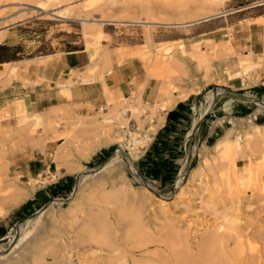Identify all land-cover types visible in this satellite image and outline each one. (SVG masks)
Returning a JSON list of instances; mask_svg holds the SVG:
<instances>
[{
    "label": "rangeland",
    "instance_id": "rangeland-1",
    "mask_svg": "<svg viewBox=\"0 0 264 264\" xmlns=\"http://www.w3.org/2000/svg\"><path fill=\"white\" fill-rule=\"evenodd\" d=\"M36 1L14 0L11 2H0V34L4 35L3 40L9 36L14 39L15 35L23 34L24 38L29 40L41 41L42 45L40 48L45 52L51 49L50 42L52 45H55L56 38L58 37L81 38L85 41L87 49L91 51L94 48L96 49L95 57H97L92 62V70L95 73L92 80H94L101 77L103 72V57L108 49V45L102 46V41L106 40L108 44L112 41L107 36L101 38L99 41L96 40V31L99 28L102 29L104 25L105 30L116 31L117 34L113 42L124 41L142 44L139 46V49H141L140 53L142 54H140V57L143 62L151 64V68L154 67L153 72L159 75L160 79H168L172 82V85H174V81L179 84L174 85L176 86L175 90H181L182 88L190 89L191 87L193 89L199 88V94L195 97V106L190 121L197 119L200 114L205 112L211 96L210 92L215 86L226 85L227 79L230 81V84L234 85H237V81H242L244 89L235 92H241L260 102H264V93L256 94L250 92L253 89V85H259L260 82L264 81V66H261L259 69L256 68L257 70L254 68L255 70L253 71L243 66L246 71L245 73L236 63L234 71L225 70V78L215 70L212 60L218 61L234 56L230 47L227 48L229 52H226L220 49V47L214 46L209 50L208 56H205L204 59L206 60L203 61V64L193 54L185 52L184 47L180 48L181 42L158 43L163 33H169L170 24H165L164 22H185V24H192L213 16L223 7L237 9V6H242L243 4L249 5L256 0H53L51 2V10L49 9L45 14H42L41 10L35 8ZM229 2L230 5L226 6ZM208 14V17L200 18ZM192 15H197V19L191 21L192 19L189 16ZM187 16L188 18H186ZM84 18L89 19L91 22L84 21ZM96 19H103L105 21L102 25H99L95 22L93 23V20ZM66 22L69 25H66ZM59 24L62 25L60 26ZM66 31H73L74 33L68 34ZM172 35L178 36V32H174ZM251 54L247 53L248 56ZM191 57H194V59ZM236 59L239 61L240 58ZM182 81L184 83H180ZM231 89L234 90L233 87ZM228 98L236 99L235 103L239 105V108L230 113L225 122H221L222 116L220 113H223L221 110L222 104ZM124 99L128 100L131 104L135 103L131 98ZM239 100L240 98L236 96L217 91L214 105L202 122L194 143H191V138L188 136L186 143L180 144L179 156L176 158L179 170L173 181L165 185H161L158 181L139 172L138 161L143 157V152L149 149L150 138L147 139L146 145L141 149L142 153L140 156L133 161L135 170H130L125 165L122 155L118 153L120 157L119 165L111 168L112 171L105 169L106 171L103 170L98 173L94 171L95 175L79 174L80 172L77 169L86 172L99 168L120 145L119 140H112L109 144L112 146V149L102 160H94L91 157L83 161L79 158L78 150L81 146L90 144L95 138L108 133V129L106 128L107 123L97 128H95L97 125L92 124L94 119L100 118L102 114H100L99 108L93 115L87 117L76 116L69 110L56 108L49 115L44 117L41 115L39 124L34 125L24 124L26 120V114H24L19 118L17 124L22 128H26L28 133L33 136H36L38 128H41L44 135L47 131H55L57 129V132L54 134V138H58L54 156L56 171L60 165L72 166V168L74 167V171L72 173L64 172V174L73 176V186L78 180L82 183L79 182L78 192L72 201H65L69 198L71 190L66 196L44 200L29 215L21 217L16 222L14 220V224L8 228L5 238L0 240L1 251L8 250V255L4 259H0V264H35L40 261L46 264L47 262L48 264H53L54 254V258L52 254H49L45 255L44 260L38 259L31 252L34 250L33 247L36 244H42L49 251L54 244L57 229L64 235L68 234L67 236L71 238L75 236L74 234L79 235L77 231L80 230V227L84 223L93 226V223L99 224L104 219L105 221L107 220V223L104 221L102 224L100 223V228H97L98 224L94 225L93 228L96 227V231L104 228L103 234L106 233V235H102V233L99 235L98 230L95 240L99 241V244L97 245V243L92 242L91 245L104 248L107 240L111 237L109 241L115 242L114 244L118 243V247L121 246L120 250L124 251L126 248L122 244L124 240L123 234L130 232L131 229L127 225L129 223V216L138 209L142 212L145 235L148 237L150 243L148 246L146 245V248H143L144 251L134 252L133 255L137 259L140 256V259L144 258V256L146 257L148 254L147 257H150V261L151 259L152 261L146 264L164 263H162V258L171 253L169 242L172 237L170 234H173L175 231L181 234L183 242L178 247L177 245L179 244H177L176 248L189 255H196L198 253L200 250L199 246H201L202 241L208 235L216 233L224 235L227 233V229L232 228V226L240 227L241 229L246 228L249 231L252 230L254 234L261 231L257 235L259 237L257 245H260L259 250L264 253V250H262L264 249L262 247L264 246V239H262L264 238V224L258 226V220H264V211H261L264 200H261L259 196H254L249 189L242 191L241 194L235 193L234 184L235 170L241 178L253 176L252 178L254 179L262 177V180H264V144L256 141L250 144L249 138L252 136L248 135V133L254 131L255 125L260 124V121H264L258 119V115H264V108L252 101L242 104L238 102ZM117 102L120 103V99H114L113 102H110L113 104L109 107H119L120 104ZM106 104L107 100L105 105L101 107L106 106ZM245 107H249L251 110L249 114L243 116L242 113L246 109ZM155 108L156 105L151 108L149 105L138 102V109L142 112L141 126L144 123V129L149 128L152 111ZM257 109L261 111L257 112ZM256 115L257 119L254 118ZM80 118L90 122L88 128H92V131L88 128L89 131L83 130L84 128L82 127L84 125L79 124ZM128 118L129 129L137 133L140 138L145 137L146 134H144L143 130L139 129L138 125L140 122L130 115ZM215 124H221L222 132H219V135L214 137L215 139H211L209 140L210 143H207L204 141L203 136L208 131V128ZM261 125H264V123H261ZM229 129L231 130L232 139L238 137V142L240 143V151L233 165L231 163L232 160L231 162L228 160L233 155L229 149L226 152L230 151V153H225L224 151L217 153L214 149H211V146ZM5 136L10 137V134H6ZM56 158H59L60 161L57 162ZM203 160L205 161L204 164ZM1 166L2 161L0 160V168ZM1 175L2 173L0 172ZM179 176H182V179L178 185V181L176 180ZM41 177L45 178L46 175H42ZM144 183L154 187L155 190H150V193H148L145 191ZM102 184L104 185L101 186ZM153 192L162 196V198L155 197ZM101 196L102 198H100ZM105 196L108 200H106ZM55 199L63 201L55 202ZM111 199L112 203L110 202ZM107 202L110 203L108 204ZM47 204L49 206L39 222L34 227L27 225L26 219ZM101 210L105 212L103 211V213ZM10 213L3 219H0V221L5 220L9 215L11 217ZM94 217L96 220H94ZM97 217L99 218L97 219ZM103 223L109 226L107 225V227ZM18 224H21L19 238L23 236L25 238L22 239L15 249L11 248V244ZM121 238L123 239L121 240ZM250 241L249 245L253 243L252 240ZM96 246L92 248L98 250ZM146 249L149 251H146ZM75 250L77 251V249H73V251ZM44 252L45 254L47 253L46 249ZM62 253L58 255H61L62 259H64V264H68L70 259H65L66 254L64 253L63 255ZM140 253H144V255H140ZM83 254L85 255H74L73 257L76 256V258H71V260L77 263V258L82 259L83 256L86 261H88L87 257L91 259V256L87 252ZM25 255L29 256L26 257ZM157 258L159 259L157 261L160 263L156 261Z\"/></svg>",
    "mask_w": 264,
    "mask_h": 264
},
{
    "label": "crops",
    "instance_id": "crops-1",
    "mask_svg": "<svg viewBox=\"0 0 264 264\" xmlns=\"http://www.w3.org/2000/svg\"><path fill=\"white\" fill-rule=\"evenodd\" d=\"M11 1L14 0H0V2ZM227 5H230V2ZM237 7V9L223 7L213 16L192 24L169 25V33H163L158 43L181 42L185 52L194 56L198 55L197 53L208 56L209 50L214 46L226 52H229L227 48L230 47L234 56L218 61L212 60L215 70L225 78V70L234 71L237 63V66L245 71L246 67L240 66L236 58H244L247 53L264 57V0H256L249 5L243 4ZM65 24L69 25L67 22ZM102 30L112 41L109 44L106 40L102 41V46L108 45V49L106 62L103 59L102 63L101 77L82 83L80 77L74 78L72 79L74 85L67 84L72 73L85 74L91 64V50L86 48L83 39L69 36L58 37L55 45L50 42L51 49L45 52L40 48L41 41L29 40L24 38L23 34L15 35L14 39L9 36L0 42V160L2 161L0 172L4 176L17 179L20 184L26 185L30 179L42 175L48 177L49 174L56 172L54 156L58 138H54V134L57 129L47 131L44 135L41 128H38L36 136H33L26 128L17 124L24 114L35 113L44 117L56 108H63L76 116H91L98 108L105 105L108 93L115 100L131 98L134 102L144 103L151 108L155 105L160 106L164 120L152 136L150 146L158 132L164 130L168 123L170 151L175 154L170 161L178 167L176 158L179 156L180 144L186 143L188 136L191 138V143H194L202 125L201 123L195 132L192 131V134H189L195 120L190 121L195 106L194 101L199 92L191 93L184 99H177L169 106L167 99L160 96L163 79L153 72L154 67L151 68V64L144 63L140 57L142 53L139 46L142 44L124 41L115 43L113 40L117 34L116 31H107L104 25ZM174 32H178V36L172 35ZM122 48L136 51L138 55L132 59H126L125 55H121ZM124 58L126 60H123ZM170 79L173 80L172 77ZM237 82V85L230 84L227 79V84L220 86L218 91L236 96L233 91L244 89L242 81ZM174 85L179 84L174 81ZM252 88L250 91L252 93H264V81L259 85H253ZM180 93L181 90H175L172 96L176 98ZM238 98H240L238 102L242 104L250 102V100ZM235 100L228 98L223 102L221 109L223 113H220L221 122H225L229 114L239 108ZM245 108L243 116L249 114L251 110L249 107ZM173 111L175 115H172L168 121V114ZM258 116V119L264 120V115ZM254 118L257 119V115ZM261 123L264 121H260ZM172 126L175 127L173 132H171ZM219 132H222L221 124L211 125L203 136L204 141L210 143L209 140L215 139ZM6 134H10V137H6ZM111 149L110 145L103 147L92 155V158L102 160ZM149 149L143 152V157ZM163 157L168 158L169 153L164 154ZM67 177L73 176L63 174L56 181L37 188L24 203L11 210V213L9 212L11 217L9 215L5 220L0 221V228L6 231L0 234V240L5 238L11 221L16 219L13 216L17 211L23 208L19 216H27L28 212L31 213L32 210L37 209L44 200L51 198V187L65 183Z\"/></svg>",
    "mask_w": 264,
    "mask_h": 264
},
{
    "label": "bare ground",
    "instance_id": "bare-ground-1",
    "mask_svg": "<svg viewBox=\"0 0 264 264\" xmlns=\"http://www.w3.org/2000/svg\"><path fill=\"white\" fill-rule=\"evenodd\" d=\"M52 1L53 0H37L35 8L41 10L42 14H45V13H47V11L52 6L51 5ZM209 14L207 16L205 15V16L200 17V18H206L209 16ZM186 18H188V16ZM189 18L192 19L191 21L196 20L197 15L189 16ZM182 19H184V18H182ZM84 21L91 22L89 19H86V18H84ZM104 21L105 20H103V19H96V20H93V23L95 22L99 25H102ZM164 23L170 24V25H183V24H185V22H178V23H166V22H164ZM164 23H162V24H164ZM96 32H97L96 33V40L97 41H99L101 38L106 36L101 28H99L98 31H96ZM3 38H4V35L0 34V42L3 40ZM87 41H88V39H87ZM179 47L183 48L182 45H180ZM120 51H121V55L122 56L125 55L126 59H128V58L132 59L138 55V52L129 50L127 48H124V49L122 48ZM197 52H199V51H197ZM97 54H98V52H97ZM197 54L198 55H195V57L198 58V60H200L203 63V61L206 60V59H204L205 56L201 53L200 54L197 53ZM95 55H96V49L94 48L91 51V60H90L91 64H89L90 66L86 69L87 70L86 73L85 74L82 73L83 75L73 73L71 75V78L67 81L68 85H72L74 83L72 80L74 78L77 79L80 77L79 79L81 80V83L91 81L93 79L92 77L95 75V73L92 70V68H93L92 62L95 61V58L97 57V56L95 57ZM103 58L105 59V62H106V59H107L106 53L104 54ZM126 59L124 58L123 60H126ZM192 59H194V57ZM109 61H110V59H109ZM239 64H240V66H244L246 68H249L251 71H253L256 68H258L259 66H261V64H264V57L255 55L253 53L250 56H248L246 54L244 56V58L239 59ZM76 82L77 81H75V83ZM161 83H162L161 84L162 86L160 88V96H161V98L167 99V101L169 102V106H171L170 105L171 102H174L177 99H184L189 94H191L193 92H195V93L198 92V89H199L197 87H196V89H193L192 87L190 89H184L183 88V89H181L180 95L178 97L174 98L172 96V92L175 91L176 86L172 85V82H170V80H168V79L163 80V82H161ZM217 91H218L217 86H215L213 88V90L210 92L211 96H210V99L208 102L207 111L205 110L206 113L204 112V113L200 114V116L193 121L191 129L189 131V134H191L192 131L195 132V130L199 127L200 123L203 121L205 115H207V113L211 110V108L214 104L215 95H216ZM106 98H107L106 106L99 108L100 114L102 113L100 118H98L96 120L94 119L92 124L97 125V126H95V128H97L98 126H103L104 124L106 125V123H107L106 128L108 129V133L106 135L95 138L92 141V143H90V144H85V145L81 146L78 150L79 151V158L83 161L90 159L92 157V155H94L99 149L108 146L112 142V140L113 141L119 140V142H120L119 148H116L110 154V156L99 166V168L94 169V170H88L86 172L83 170L77 169L80 172L79 174L85 173V174L93 175L94 171H96L98 173V172H101L105 169H108V170L110 169V171H112L111 168H113V167L115 168V166L119 165L120 157L118 156V153H120L122 155V157L124 158L125 165H127V167L130 170H132V171L135 170L134 169L135 167L133 166V161L135 159H137L140 156V154L142 153L141 149L146 145L145 143H146L147 139H149V138L151 139V137L155 134L158 126H160L159 124L163 123L162 120H164V119H163L162 113L160 112L161 111V109L159 108L160 106H158V105H156V108L153 109V111H152V118L150 119L149 128L144 129L143 128L144 123L141 126V124H142L141 123L142 112L138 109V102L131 104L128 102V100L121 98L120 103L117 102L120 104V105L118 104L119 107L118 106L117 107L112 106V108H110L109 106L111 104H113L110 102H113L114 98H112L109 93L106 94ZM253 100L256 104H259L262 108H264V102H260L256 99H253ZM154 110H155V112H154ZM256 111L260 112L261 110L257 109ZM129 115L131 117H133L136 121L140 122L138 126H139V129L143 130L144 134H146L145 137L140 138V136L137 133L132 132L129 129V118H128ZM96 116H97V114H96ZM40 118H41V114H35V113L26 114V117H25L26 120L24 121V124L25 125L39 124ZM199 118H201L200 121H198ZM138 122H136V123L138 124ZM249 122H251V121H249ZM89 123L90 122H88L87 120H82L81 118L79 119V124L84 125V127H82V128H84L83 130L90 129V128H88ZM253 129H254V131H252V133H248L249 136H252L251 138H249L250 144L255 142V141L258 143L264 144V125L257 124L254 126ZM120 130H122V132H120ZM123 131H125V132H123ZM253 139H256V140L253 141ZM238 140H239L238 137L232 139L231 130L229 129L226 132H224L222 134V136L211 146V149H214L217 153L223 152V151L225 153H230V151H231L233 155H232V158L231 159L229 158L228 160H230V162L232 160L231 163L233 165V163L235 164V158L237 157V154L240 151V143L238 142ZM227 149H229L230 151L226 152ZM204 160H205V158H204ZM204 160H203V164L205 162ZM56 161L59 162L60 161L59 158H56ZM73 171H74V167L72 168V166L60 165V167H58V170L55 173L49 174L48 177H45V178L39 176L38 178L30 179L26 185L20 184L17 179L11 180L6 176L4 177L2 174L0 176V219H3L4 217H6V215L11 210L17 208L22 203H24V201L27 200L35 192V190L37 188L45 186L46 183L56 181V179L58 177L62 176L64 174V172L72 173ZM247 175H251V174H247ZM249 177L250 178H248V177L241 178L240 176H238V173L236 172V170L234 171V179H235L234 184H235V189H236L235 193L241 194L242 191L249 189V191L252 192L254 194V196H259V198H261V200H264V180H262V177H260V178L257 177V179L252 178L253 176L252 177L249 176ZM181 179H182V176H179L178 179L176 180V181H178L177 182L178 185L180 184ZM82 181H83V179H82ZM79 182H80V180H78V182L73 186V189H72V192H71L69 198L65 201L70 202L74 199V197L76 196V194L78 192ZM80 183H82V182H80ZM103 185L104 184H102L101 186H103ZM143 186L145 188V191H147L148 193H150V190H155V188L150 186L149 184L144 183ZM98 187H100V186L98 185ZM102 189H103V187H102ZM148 193H146V194H148ZM153 194L155 197L162 198V196L157 195L155 192H153ZM102 195L104 196V194H102ZM106 196H105V198H106ZM100 198H102V196ZM103 200H105V199H103ZM106 200H108V199L106 198ZM54 201L59 202V201H63V200H60V199L56 200L55 199ZM100 201H101V199H100ZM111 201H112V199L110 200V202ZM102 202H104V201H102ZM110 202H107V203L109 204ZM48 206H49V204L45 205L44 207L39 209L35 214L29 216L26 219L27 225H31L34 227L39 222L40 218L42 217V215L44 214V212L46 211ZM98 206H99V204H98ZM100 208H101V206H100ZM104 208H105V205H104ZM261 209H262L261 211H264V205H262ZM105 210H106V208H105ZM95 215H97V214H95ZM91 216H90V218H91ZM87 217H89V216L87 215ZM98 218L99 217H97V219ZM87 219H89V218H87ZM102 219H104V218L102 217ZM94 220H96V218ZM89 221H88V223H89ZM104 221H105V219L102 222H104ZM94 222H96V221H94ZM102 222H100V223L102 224ZM105 222L107 223V220ZM261 222H264V220H261V221L258 220V223H259L258 226H261L262 224H264ZM100 223L99 224L97 223L98 224L97 228H100L99 227V225H101ZM106 223H103V225L104 224L106 225ZM97 224L93 223V226H92L90 224L86 225V223H84L83 226L80 227V230L77 231V234H79V235H76L73 233L75 236H73L71 238L69 236H67L68 234L64 235L63 233H61V231L59 229H57L55 237H54V244L52 246V249L50 248V250L48 251V248L46 246H44L42 244L41 245L36 244L33 247L34 250L31 252L33 254H35L36 258L43 259V260H44L45 255H49V254L53 255L54 254L55 258L53 255V258H54L53 264H64L65 263L64 259H62L61 255H58V254H61L63 251L66 254L65 259H70L68 264H146V263L152 261V259L150 261V257H147L148 256L147 253H146L147 254L146 257L144 256V258H140V259H139L140 256L139 257L137 256L138 257V259H137L133 255L134 252L144 251L143 248H146V245L148 246V244L150 243L148 237L145 235L146 234L145 230H144L145 225L143 224L141 210L138 209V210H136V212L131 214V216H129V223L127 225L130 227L131 230L129 233L124 231L125 232L123 234L124 240L122 243L123 246L126 248V250H124V251L120 250L121 246L118 247V243L114 244L115 242L112 243L111 241H109L111 237L109 238V240H107L104 248L103 247L101 248L100 246L97 247L96 245H91L92 242L97 243V245L99 244L98 243L99 241L95 240V238L97 237L99 229L96 231L97 228L96 227H95L96 229L93 228L94 225L96 226ZM20 227H21V224H18L16 226V233L13 237L11 248L16 249V247H18V245L20 244L22 239L25 238V236L19 238L20 237V235H19ZM60 227H62V226H60ZM119 229H121V228H119ZM227 230L228 231L226 234L222 233L224 235H221L218 233L208 235L202 241L201 246H199L200 250L198 251V253L196 255H189L187 253L180 251L179 248L177 249L176 245L179 244V245H177V247H178V246H180L181 243H183L182 238H181V234H179L178 231H175L173 234L171 233L170 235L172 238L169 242V246L171 248V253L168 254L166 257L162 258L163 259L162 263L163 262H164L163 264H262V263H264V260H262V258H264V253H262L261 250H259L260 245L259 246L257 245L259 243L258 242L259 237L257 235L259 233H261V231H259V233L256 232L254 234L252 232V230L249 231V230H246V228L241 229L240 227H235V226H232V228H228ZM94 231H96V232H94ZM103 232H104V228H102V230H99V235H100V233H102V235H106V233L103 234ZM99 235H98V237H99ZM123 238H121V240ZM262 239H264V238H262ZM250 240H252L253 245L252 244L249 245V243L251 242ZM93 246L94 247L96 246V248L98 250H96V249L94 250L92 248ZM262 247H264V246H262ZM45 249L47 252L46 254L44 252ZM73 249H77V251L76 250L73 251ZM147 250L148 249H146V251ZM262 250H264V249H262ZM85 252H87L88 255L91 256V259H88L89 257H87V255H86L88 261H86V259L83 258L84 256L82 257V259L77 258V261H78L77 263H75V262H73V260H71V258L72 259L76 258V256L73 257L74 255H80V254L85 255V254H83ZM7 253H8V250L1 251V249H0V259H4L8 255ZM64 253H62V254L64 255ZM144 253L143 254L140 253V255H144ZM56 255H58V256L56 257ZM25 256L28 257L29 255H25ZM149 256H150V254H149ZM157 260L159 261L158 258L156 259V261ZM158 263H160V262H158ZM35 264H46V263L40 261V262H36ZM47 264H48V262H47Z\"/></svg>",
    "mask_w": 264,
    "mask_h": 264
},
{
    "label": "trees",
    "instance_id": "trees-1",
    "mask_svg": "<svg viewBox=\"0 0 264 264\" xmlns=\"http://www.w3.org/2000/svg\"><path fill=\"white\" fill-rule=\"evenodd\" d=\"M179 107L180 105L178 106V108ZM172 115H175V111L168 114V121ZM168 129L169 126L167 123L164 127V130L158 132L154 142L152 143L150 149L147 151L144 157L138 161L140 174L158 181L161 185L171 183L179 170V168L172 161H170V158H174L175 154L170 151L171 149L168 141ZM173 131H175V127L172 126L171 132ZM166 153H169L168 158L163 157V155ZM72 186L73 177H67L65 183H60L50 188L51 198L66 196L71 192ZM22 211L23 208H21L14 214L13 217H16L15 222L21 219L19 214ZM29 214L30 213L28 212L27 215ZM13 224L14 220L11 221L10 226H12ZM4 232L6 231H4L3 228H0V234H3Z\"/></svg>",
    "mask_w": 264,
    "mask_h": 264
},
{
    "label": "water",
    "instance_id": "water-1",
    "mask_svg": "<svg viewBox=\"0 0 264 264\" xmlns=\"http://www.w3.org/2000/svg\"><path fill=\"white\" fill-rule=\"evenodd\" d=\"M220 87H217V89H219ZM233 93H234V95H236V96H238V97H241V98H244V99H247V100H250V101H252V102H254V98H252V97H250V96H247V95H245V94H242V93H239V92H235V91H233ZM255 103V102H254ZM206 116V115H205ZM205 118V117H204ZM202 123V122H201ZM200 123V124H201ZM200 126V125H199Z\"/></svg>",
    "mask_w": 264,
    "mask_h": 264
}]
</instances>
